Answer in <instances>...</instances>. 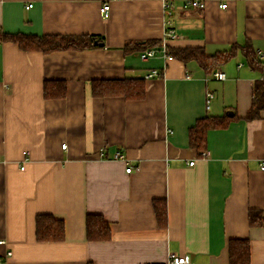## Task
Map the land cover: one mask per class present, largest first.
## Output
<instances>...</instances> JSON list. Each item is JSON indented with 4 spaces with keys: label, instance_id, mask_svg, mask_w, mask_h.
I'll list each match as a JSON object with an SVG mask.
<instances>
[{
    "label": "crops",
    "instance_id": "obj_1",
    "mask_svg": "<svg viewBox=\"0 0 264 264\" xmlns=\"http://www.w3.org/2000/svg\"><path fill=\"white\" fill-rule=\"evenodd\" d=\"M189 1L0 0L5 32L104 43L45 54L0 42V264H170L178 256L229 264L232 239L250 240L252 264H264V225L249 224L251 209L264 213V109L244 119L261 73L241 53L213 70L226 74L217 80L196 62L125 52L155 40L207 56L247 41L264 52V0H229L227 9L223 0H198L205 9ZM153 69L160 77L146 79ZM120 79H143L145 97L93 96L94 80ZM46 81H64L67 95L45 99ZM235 114L228 128L208 132L206 151L190 147L198 119ZM155 200L166 202L165 227ZM41 214L65 222L63 242L37 240ZM89 214L110 222L109 241L87 240Z\"/></svg>",
    "mask_w": 264,
    "mask_h": 264
},
{
    "label": "trees",
    "instance_id": "obj_2",
    "mask_svg": "<svg viewBox=\"0 0 264 264\" xmlns=\"http://www.w3.org/2000/svg\"><path fill=\"white\" fill-rule=\"evenodd\" d=\"M102 42L103 39L96 36H64V35H30L24 33H8L0 28V42H11L24 51H39L51 53L64 50H86L94 48V42ZM163 46L161 40L147 42L145 44H126L125 52H134L157 49ZM166 52L173 59L183 63L196 62L206 74L213 73L217 66H221L241 53L246 63L254 70L261 73V79L257 80L253 87V99L251 106L244 118L253 121L260 117L264 109V52L258 54L252 43L247 41L244 45H233L228 51L215 56H207L203 48H172L166 45ZM92 93L96 98L120 96L126 100H141L145 97L146 89L143 79L120 80H94ZM67 95V84L64 81H46L44 83L45 99H62ZM240 119L236 114L233 117L207 116L198 119L189 128V145L198 152L208 149V132L214 129H226L230 123ZM154 209L158 223L161 227L167 225V205L162 200L154 201ZM249 224L251 227L264 225V213L258 209L249 211ZM112 236L111 225L100 214H89L86 218V237L89 242L109 241ZM36 237L39 242L56 243L63 242L66 237L65 222L55 218L51 214H41L36 217ZM229 264H252V249L248 239H232L228 246ZM92 264V263H90Z\"/></svg>",
    "mask_w": 264,
    "mask_h": 264
},
{
    "label": "built area",
    "instance_id": "obj_3",
    "mask_svg": "<svg viewBox=\"0 0 264 264\" xmlns=\"http://www.w3.org/2000/svg\"><path fill=\"white\" fill-rule=\"evenodd\" d=\"M229 0H223V2L220 4V7L222 9H227L228 8V5H229ZM171 4L168 3L166 5V7H169ZM187 6H192L194 8H200V9H205L206 7V3L205 2H201V1H198V0H191L187 3ZM33 5L32 4H29L27 6V8H32ZM110 11H111V5L110 3H105L102 5V7L100 8V14L102 16V18H108L109 15H110ZM167 35L169 37H176V34L173 30H168L167 32ZM158 53L157 50L155 49H149L147 51H145L142 55H141V58L143 60H147L153 56H155L156 54ZM159 53H162L168 60H173V57L171 55H168L167 52H166V45L163 43V46L161 48V50L159 51ZM263 56V54H262ZM161 73L159 70L157 69H153V70H150L146 75H145V78L146 79H153V78H158L160 77ZM212 77L217 79V80H225L226 79V74L222 71H216L212 74ZM208 96V101H210L211 98H213V95L210 93L207 95ZM67 145L64 144L62 146L63 149H66ZM204 156H206V152L203 153ZM115 158L117 159H126L125 155L121 152V151H117L116 154H115ZM194 162H191L190 165H193ZM22 169H24V167H22ZM261 169L264 170V161L262 162L261 164ZM133 170V168L129 167L127 168V173H131ZM0 244H6L5 241H0ZM13 253L11 250H8L7 253L5 254L4 256V260L6 262L9 261V259L12 257ZM170 264H189V261L187 259L186 256H178V257H175L173 258L172 260H170Z\"/></svg>",
    "mask_w": 264,
    "mask_h": 264
},
{
    "label": "water",
    "instance_id": "obj_4",
    "mask_svg": "<svg viewBox=\"0 0 264 264\" xmlns=\"http://www.w3.org/2000/svg\"><path fill=\"white\" fill-rule=\"evenodd\" d=\"M94 44H95L96 46H104V43H100V42H97V41H95ZM231 116H232V115H231Z\"/></svg>",
    "mask_w": 264,
    "mask_h": 264
}]
</instances>
